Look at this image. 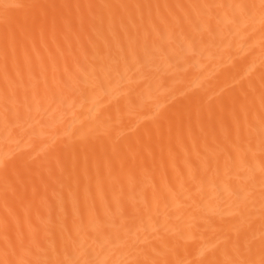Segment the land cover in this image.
I'll return each instance as SVG.
<instances>
[{
	"label": "bare ground",
	"instance_id": "obj_1",
	"mask_svg": "<svg viewBox=\"0 0 264 264\" xmlns=\"http://www.w3.org/2000/svg\"><path fill=\"white\" fill-rule=\"evenodd\" d=\"M0 264H264V0H0Z\"/></svg>",
	"mask_w": 264,
	"mask_h": 264
}]
</instances>
